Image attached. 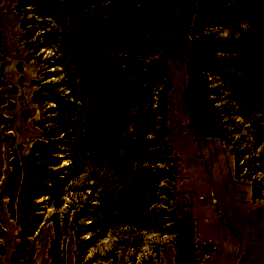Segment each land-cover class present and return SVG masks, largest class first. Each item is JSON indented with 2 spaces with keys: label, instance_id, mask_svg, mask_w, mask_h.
Here are the masks:
<instances>
[{
  "label": "rangeland",
  "instance_id": "374dc122",
  "mask_svg": "<svg viewBox=\"0 0 264 264\" xmlns=\"http://www.w3.org/2000/svg\"><path fill=\"white\" fill-rule=\"evenodd\" d=\"M99 1L0 0V264H264V0Z\"/></svg>",
  "mask_w": 264,
  "mask_h": 264
},
{
  "label": "trees",
  "instance_id": "16d2710c",
  "mask_svg": "<svg viewBox=\"0 0 264 264\" xmlns=\"http://www.w3.org/2000/svg\"><path fill=\"white\" fill-rule=\"evenodd\" d=\"M108 3V5H103L98 10L99 12V21L103 20L102 15L106 10H110L108 13V18L105 21H102L103 27L101 29L102 33L108 34L112 40L116 43V46L120 44L119 40L121 38L127 40L129 38L128 28L125 24V19L123 14L127 11H131L132 6L128 4L126 1L123 2H115L114 0H103L99 1L98 4ZM222 14V11L215 5L212 14V21H214V25L222 26L219 18ZM96 33L95 31H93ZM127 38V39H126ZM242 38L240 41H221L220 45H215L214 47V60L206 67L207 76L209 77L208 85L212 86V82L216 80H221L223 83L230 87V90H224L222 93L217 89H212L208 91V95L213 100V104H221L220 108L215 109L218 113L217 116V125L218 129L223 137L224 141L232 135L237 134L236 130H231L228 126L233 125L234 121L232 118L234 117L233 111L227 110V100L230 99L231 95H236L239 97L244 92V84L242 79L237 75V72L241 66V58L240 56L245 51L244 41ZM127 42V41H126ZM135 48H138L137 44L133 45ZM227 91V92H225ZM58 104V103H57ZM61 111V107L58 106V111ZM50 147V146H49ZM47 146V149H49ZM37 149H33L32 155L37 154ZM47 151L44 150V153ZM239 162V160H237ZM238 173H241L240 171ZM251 180V179H250ZM193 239V237H192Z\"/></svg>",
  "mask_w": 264,
  "mask_h": 264
}]
</instances>
